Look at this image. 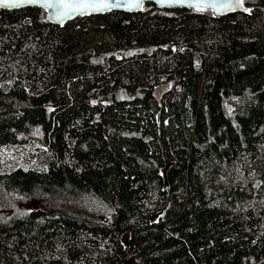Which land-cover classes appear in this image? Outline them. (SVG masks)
<instances>
[{
  "label": "trees",
  "instance_id": "obj_1",
  "mask_svg": "<svg viewBox=\"0 0 264 264\" xmlns=\"http://www.w3.org/2000/svg\"><path fill=\"white\" fill-rule=\"evenodd\" d=\"M243 5L0 9V264H264V0Z\"/></svg>",
  "mask_w": 264,
  "mask_h": 264
},
{
  "label": "water",
  "instance_id": "obj_2",
  "mask_svg": "<svg viewBox=\"0 0 264 264\" xmlns=\"http://www.w3.org/2000/svg\"><path fill=\"white\" fill-rule=\"evenodd\" d=\"M84 3L93 6L83 9L65 7V5ZM102 3H107L109 7H98ZM149 3L164 9L184 8L194 11H211L218 19L235 14L248 15V9L244 5L236 6V0H36L35 3H28L27 0H24L17 7H0V9L17 11L26 8H38L46 12L51 23L63 29L78 18L102 16L113 12L142 13Z\"/></svg>",
  "mask_w": 264,
  "mask_h": 264
},
{
  "label": "snow or ice",
  "instance_id": "obj_3",
  "mask_svg": "<svg viewBox=\"0 0 264 264\" xmlns=\"http://www.w3.org/2000/svg\"><path fill=\"white\" fill-rule=\"evenodd\" d=\"M24 2V0H0V7H17L19 3ZM28 3H35L36 0H27ZM243 0H236V6H242ZM93 5H90L88 3L84 4H78V5H65V7H75V8H88L92 7ZM98 7L102 8H108L109 5L107 3H102L98 5Z\"/></svg>",
  "mask_w": 264,
  "mask_h": 264
},
{
  "label": "rangeland",
  "instance_id": "obj_4",
  "mask_svg": "<svg viewBox=\"0 0 264 264\" xmlns=\"http://www.w3.org/2000/svg\"><path fill=\"white\" fill-rule=\"evenodd\" d=\"M123 241H124L125 245H127L128 244V241H129V235H126L124 237Z\"/></svg>",
  "mask_w": 264,
  "mask_h": 264
}]
</instances>
